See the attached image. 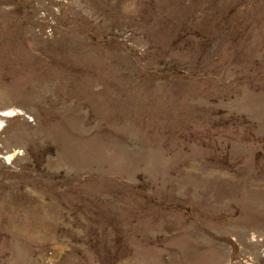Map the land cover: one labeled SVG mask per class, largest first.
Returning <instances> with one entry per match:
<instances>
[{
	"label": "rangeland",
	"instance_id": "374dc122",
	"mask_svg": "<svg viewBox=\"0 0 264 264\" xmlns=\"http://www.w3.org/2000/svg\"><path fill=\"white\" fill-rule=\"evenodd\" d=\"M0 264H264V0H0Z\"/></svg>",
	"mask_w": 264,
	"mask_h": 264
}]
</instances>
